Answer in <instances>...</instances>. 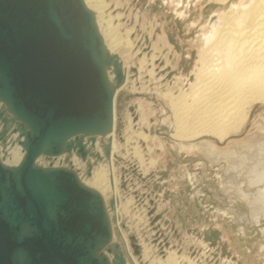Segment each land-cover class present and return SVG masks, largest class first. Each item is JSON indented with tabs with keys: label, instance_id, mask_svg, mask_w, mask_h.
I'll return each instance as SVG.
<instances>
[{
	"label": "rangeland",
	"instance_id": "1",
	"mask_svg": "<svg viewBox=\"0 0 264 264\" xmlns=\"http://www.w3.org/2000/svg\"><path fill=\"white\" fill-rule=\"evenodd\" d=\"M103 1L102 28L107 37L116 34L120 39L116 51L130 77L115 97V178L107 171L111 184L103 192L114 231L109 247L118 245L127 264H134L129 250L139 264H264V252L248 248L241 226L226 213L230 208L239 216L247 213L237 189L224 186L237 179L241 193L247 177L243 169L233 176L232 165L222 155L233 143L246 141L264 127V101L252 105L241 131L212 143V153L183 146L163 127L173 122L164 93L178 91L184 74L195 71L209 20L226 11L231 0H185L187 12L181 11L183 7L177 10L180 4L174 0ZM14 127L11 123L0 139L3 162L11 157L13 141L18 142ZM85 142L86 159L73 151L77 165L68 153L57 158L44 155L36 162L42 167H70L87 186L97 189L92 174L100 163H107L95 153L105 158L109 142L100 136L96 146ZM10 160L8 165L14 163Z\"/></svg>",
	"mask_w": 264,
	"mask_h": 264
},
{
	"label": "water",
	"instance_id": "2",
	"mask_svg": "<svg viewBox=\"0 0 264 264\" xmlns=\"http://www.w3.org/2000/svg\"><path fill=\"white\" fill-rule=\"evenodd\" d=\"M110 66L121 84L122 62L105 50L83 0H0V99L10 114L0 109V139L14 123L25 151L14 167L0 159V264H127L109 247L101 194L70 167L35 163L71 150L87 158L83 135L113 120Z\"/></svg>",
	"mask_w": 264,
	"mask_h": 264
},
{
	"label": "bare ground",
	"instance_id": "3",
	"mask_svg": "<svg viewBox=\"0 0 264 264\" xmlns=\"http://www.w3.org/2000/svg\"><path fill=\"white\" fill-rule=\"evenodd\" d=\"M83 1L94 14L105 50L110 54L118 55L116 50L122 44L120 39L115 33L114 37L112 35L107 37V33L101 25L105 2L103 0ZM174 1L180 4L176 7L177 10L183 7L180 10L186 11L184 9L188 7L189 1ZM221 1L224 3L227 0ZM234 1H229L230 4L227 10L225 9L226 11L218 13L215 18L209 20L204 32L205 38L202 37V34V36L200 35L203 39H199L203 41L204 45L198 55V65L195 71L184 74L182 80L185 83L183 82L182 86H179L178 91L164 93V97L169 99L173 114V122L168 121L166 126H163L168 135L185 147L207 153H212V143H220L231 134L241 131L248 122L252 105L264 101V0ZM107 26L106 31L108 32L109 25ZM122 66L124 80L121 84H117L114 79L113 66L107 69L109 83L114 90L115 97L130 79L129 68L123 62ZM0 109H5L1 99ZM115 112L111 126L107 131L83 135L87 142L91 136H95V139L97 136L107 138V142H109L104 147L105 158L99 154V159L107 164L100 163V167L92 174L93 184L97 188L94 190L99 192L102 197L103 192L109 189L111 184L108 181L107 171L115 178L113 161V153L116 147ZM15 135H17L19 142V132L15 131ZM209 138H212L213 141ZM13 142V147L9 152L11 157H7L5 162L1 160L8 167L17 166L25 155L22 145L15 140ZM86 146H88L87 143ZM73 151L75 150H71L68 154L73 158L72 163L77 165V154L74 155ZM65 153L56 156H62ZM222 155L232 165L230 169L234 171L233 176L237 175L238 169H243L246 174L243 175L247 177L245 180L247 186L243 185L246 189H242L241 193V188H239L241 186L238 187L237 179L236 182L230 179L231 181L225 182L224 185L226 188L231 186L234 189H230V191L235 192L237 189L236 191L239 193L236 192L239 195L237 196L246 201L247 213L239 216L231 208L226 213L230 215L229 218L235 220L236 226H241L248 248L251 251L264 252V127L246 141L233 143L229 149L222 152ZM9 159H11L10 162L14 161V163L8 165ZM35 163L37 164V162ZM77 175L81 180L78 173ZM112 182L115 186V181ZM113 235L112 227V238ZM129 253L134 264H139L130 250Z\"/></svg>",
	"mask_w": 264,
	"mask_h": 264
},
{
	"label": "built area",
	"instance_id": "4",
	"mask_svg": "<svg viewBox=\"0 0 264 264\" xmlns=\"http://www.w3.org/2000/svg\"><path fill=\"white\" fill-rule=\"evenodd\" d=\"M50 157H52V158H54V157L57 158V156H50Z\"/></svg>",
	"mask_w": 264,
	"mask_h": 264
}]
</instances>
